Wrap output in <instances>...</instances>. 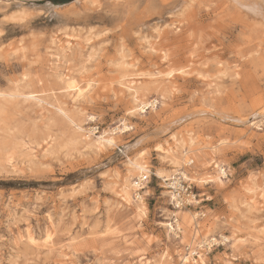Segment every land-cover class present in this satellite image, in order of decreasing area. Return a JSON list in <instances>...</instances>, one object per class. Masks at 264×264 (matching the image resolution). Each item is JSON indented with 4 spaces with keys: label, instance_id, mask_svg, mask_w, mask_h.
<instances>
[{
    "label": "rangeland",
    "instance_id": "rangeland-1",
    "mask_svg": "<svg viewBox=\"0 0 264 264\" xmlns=\"http://www.w3.org/2000/svg\"><path fill=\"white\" fill-rule=\"evenodd\" d=\"M59 73L92 86L74 100ZM128 80L156 106L130 112ZM189 138L202 149L185 167L226 177L189 180L217 242L185 264H264V0H0V264H183L194 225H162L176 209L156 171ZM129 158L150 170L144 214L117 195Z\"/></svg>",
    "mask_w": 264,
    "mask_h": 264
},
{
    "label": "bare ground",
    "instance_id": "bare-ground-1",
    "mask_svg": "<svg viewBox=\"0 0 264 264\" xmlns=\"http://www.w3.org/2000/svg\"><path fill=\"white\" fill-rule=\"evenodd\" d=\"M12 3H14V2H12ZM19 5H20V3L18 4V6ZM21 11L22 10H20V11L18 10V12H17L18 15L17 16L12 13L13 15H11V18H14V19H17V20L18 19H22L23 16H22ZM134 74H135L134 76H136V74L138 75L139 72L134 73ZM142 74H143V72H142ZM164 74L170 75L171 73L167 72V73H164ZM132 75H133V73H132ZM121 76H123V75H121ZM56 77L58 78V80L61 83V86L59 85V89H62L63 91H65V94H66V92L68 94L75 93V98H73L74 100H76L77 98L80 99V97H82L85 94V92L87 91L88 87L92 86V85H89V83L91 82L90 81L89 83H87L85 85V88H81V87H79L80 84L76 82L77 79L75 81V79L70 78V75L63 74V73H59ZM130 77H133V76H130ZM136 77H138V76H136ZM131 82H132V80H128L127 82H123L122 83V86L127 90V93L129 91V95H130L131 101L133 103V106H131V108L129 109L130 112L135 111V110H137L139 112H144L149 107L150 108H154L156 106L157 100H155V99L150 100V101L142 100L139 97L140 94L138 95V93H140V92H138L137 89L131 85ZM124 88H123V90H124ZM27 94H28L27 98H30L32 96L31 94H33V93L29 92ZM93 119L94 118L92 117L91 120H93ZM252 124H256V122L254 121V122H252ZM130 128L131 127L125 121H121L117 126L111 128L109 131L102 130L101 132H99L95 136V138L92 140V142L88 143V146L95 148V150H100L104 146H107V147L111 146V145H113L115 143V138H114L113 135L108 134V132H111V134H113V133H124V132L128 131ZM79 129L82 130V127L79 126ZM83 130H85V132L87 133V137H89V135H94V134L97 133V130H95V128H88V129H83ZM173 139H174V137H173ZM192 140L193 139L189 138L186 142L180 141L179 144H177V143H176V145L174 144L176 147L180 148V150L177 153V155H175L176 154V152H175L176 149L174 148L175 146L171 147V146H169L170 144L167 145V146L165 145V147H164L165 148V153L163 155V158L166 159V161L168 162L170 168L169 169H158L156 171V174L162 179V181H164L166 183L167 187L172 188V179L175 178L176 175H180L181 177H183L185 179H188L190 181H193V182H195L197 184H205V183H208V182H212L213 180H215L216 182L218 181L219 183H222L223 182L222 179L226 177L225 169L222 167V165L220 166L219 164H214L213 170H214L215 174H213V175H204V173L203 174H198L196 171H193L194 169L191 170L188 167L187 168L185 167V163H187L190 160V158H189V160L185 161V157L189 156L190 154L192 156H195V153L198 152L200 150V148H201V146L192 147V143H193ZM172 142H173V140H172ZM213 148L214 147H212V149ZM49 152H50V150H49ZM9 159L10 158H8L7 160H9ZM127 164L130 167L129 169H132V170L135 171V173H136L135 174L136 181L135 182H132V181L123 182V184L121 185V190H119V192H117V195L121 199H124L127 202H129L131 200H135L136 201V208L139 210V212L144 214V210H145L144 198H143L142 195H140V193L135 192L134 189H135V187L139 186L140 183L143 180H145L147 178V176L150 174V170H149L148 166L144 162H142L141 160H136L134 158H129V160L127 161ZM124 180H125V178H124ZM131 192H132V195H131ZM134 192H135V194H134ZM167 193L170 196V199L173 200V198H174L173 190H169V191H167ZM191 201L194 204L198 202V200L196 198L192 199ZM250 201H252V203L256 202L254 200V196H252L250 198ZM175 209H176V211H174V210L170 211V216L172 218V221L167 222L166 224H165V222H162V225H165V227L167 228L168 232L173 233V235H177V232L179 230L182 231L181 223H180L179 218L182 219V220H187V221L188 220H192V223L194 225L193 226V232H191L192 233L191 239L187 243L188 244V250L185 251V253H181V254L179 253L178 254V258H180V260H181V262L183 264H185L186 262H188L190 260L197 261V262L198 261L199 262H204V259L202 257L203 254L198 250V246H200L201 244L210 245V243L212 241H216L217 242V238L215 236H210V235L208 236V234H207L208 231L207 230H205L202 233L203 228L200 225V223L197 221V216H198L197 212H193L189 208H183V207H175ZM219 238H220V241L226 242V243L227 242L228 243L229 242L232 243L234 241L233 238H231V235L230 236H226L224 234H219ZM197 239H199V240L197 241ZM168 254L166 255L165 253H163L161 255V257H160L161 260L164 259V258H166L168 260L171 257ZM140 256H142V255H138L137 256L139 258V261L141 260Z\"/></svg>",
    "mask_w": 264,
    "mask_h": 264
},
{
    "label": "built area",
    "instance_id": "built-area-1",
    "mask_svg": "<svg viewBox=\"0 0 264 264\" xmlns=\"http://www.w3.org/2000/svg\"><path fill=\"white\" fill-rule=\"evenodd\" d=\"M193 160H189L186 165H191ZM174 192V198L172 200V206L175 207H183L188 208L193 205L192 199L197 197L195 189L188 179L181 177L180 175H176L175 178L172 179V188ZM212 243V242H211Z\"/></svg>",
    "mask_w": 264,
    "mask_h": 264
}]
</instances>
